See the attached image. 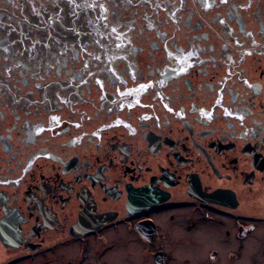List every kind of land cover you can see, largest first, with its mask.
I'll return each mask as SVG.
<instances>
[{
  "label": "flooded vegetation",
  "instance_id": "obj_1",
  "mask_svg": "<svg viewBox=\"0 0 264 264\" xmlns=\"http://www.w3.org/2000/svg\"><path fill=\"white\" fill-rule=\"evenodd\" d=\"M0 264H264V0H0Z\"/></svg>",
  "mask_w": 264,
  "mask_h": 264
}]
</instances>
